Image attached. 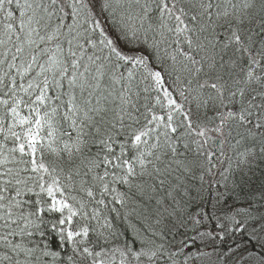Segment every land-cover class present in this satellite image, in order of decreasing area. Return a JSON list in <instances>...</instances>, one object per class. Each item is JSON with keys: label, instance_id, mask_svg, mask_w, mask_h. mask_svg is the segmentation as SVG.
I'll return each instance as SVG.
<instances>
[{"label": "snow or ice", "instance_id": "snow-or-ice-1", "mask_svg": "<svg viewBox=\"0 0 264 264\" xmlns=\"http://www.w3.org/2000/svg\"><path fill=\"white\" fill-rule=\"evenodd\" d=\"M264 0H0V264H264Z\"/></svg>", "mask_w": 264, "mask_h": 264}, {"label": "trees", "instance_id": "trees-1", "mask_svg": "<svg viewBox=\"0 0 264 264\" xmlns=\"http://www.w3.org/2000/svg\"><path fill=\"white\" fill-rule=\"evenodd\" d=\"M252 180L256 184H259L261 180H264V164L260 165L257 168L255 175L252 177Z\"/></svg>", "mask_w": 264, "mask_h": 264}]
</instances>
